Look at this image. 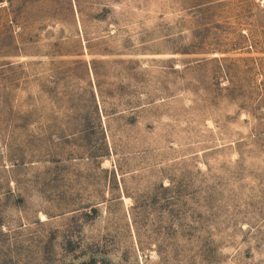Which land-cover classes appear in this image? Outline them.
<instances>
[{"label":"rangeland","instance_id":"rangeland-1","mask_svg":"<svg viewBox=\"0 0 264 264\" xmlns=\"http://www.w3.org/2000/svg\"><path fill=\"white\" fill-rule=\"evenodd\" d=\"M0 264H264V0H0Z\"/></svg>","mask_w":264,"mask_h":264}]
</instances>
